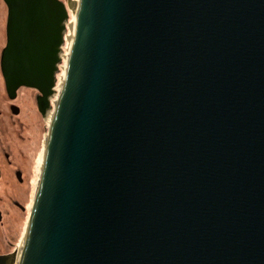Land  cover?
<instances>
[{
  "label": "water",
  "instance_id": "1",
  "mask_svg": "<svg viewBox=\"0 0 264 264\" xmlns=\"http://www.w3.org/2000/svg\"><path fill=\"white\" fill-rule=\"evenodd\" d=\"M2 1L53 111L18 264H264V0H78L55 105L73 2Z\"/></svg>",
  "mask_w": 264,
  "mask_h": 264
},
{
  "label": "flooded vegetation",
  "instance_id": "2",
  "mask_svg": "<svg viewBox=\"0 0 264 264\" xmlns=\"http://www.w3.org/2000/svg\"><path fill=\"white\" fill-rule=\"evenodd\" d=\"M7 22L8 17L5 26V46L0 51V74L6 90L0 92V248H20L23 244L22 240L18 245L21 222L27 216L28 223L36 195L30 176L32 164L29 157H25L23 152L17 150L21 132L18 120L23 115L19 105L22 93L20 91L22 89L33 91L30 93L42 119L45 117L40 111V106L45 102V96L37 90L28 88H21L18 92H7L2 72L3 52L8 44ZM3 100L7 103L5 108L1 104ZM49 115L50 113H47L46 120L49 119ZM47 122L49 124L48 120Z\"/></svg>",
  "mask_w": 264,
  "mask_h": 264
},
{
  "label": "rangeland",
  "instance_id": "3",
  "mask_svg": "<svg viewBox=\"0 0 264 264\" xmlns=\"http://www.w3.org/2000/svg\"><path fill=\"white\" fill-rule=\"evenodd\" d=\"M62 1L65 2L67 5L69 3V0H62ZM71 1L74 3L77 2L78 0H71ZM73 3L69 9V14H70L69 22L72 21L73 19V11H71ZM7 15H8V8L6 4L2 0H0V51L5 46V26H6V19L8 17ZM63 66L64 63L61 65V67ZM60 75L61 73L58 75L57 79L60 77ZM0 92H6L1 74H0ZM20 92L22 93H21L19 105L23 110V115L18 120L19 126H21L20 127L21 132H20V137L18 139L17 150L23 152L25 154V157H29L30 164H32L30 176H31V180L33 181L34 192L36 193V186L42 168L44 151H45L46 142L48 138V131L51 123L50 120L47 119L49 121L48 124L47 120L42 119L41 116L38 114L37 108L33 102L30 93L33 91L22 89ZM55 101H56V97L52 100L53 105ZM1 104H3L4 108L7 106V103L4 100L2 101ZM3 107L1 106V109H3ZM6 122L7 121H5V123ZM10 130L12 132L11 128ZM30 206H31V202H30ZM26 223H27V216L21 222V230H20L18 245L23 240V236L27 228ZM18 249L19 248H0V255H6V256L13 255L15 254L16 251H18Z\"/></svg>",
  "mask_w": 264,
  "mask_h": 264
},
{
  "label": "bare ground",
  "instance_id": "4",
  "mask_svg": "<svg viewBox=\"0 0 264 264\" xmlns=\"http://www.w3.org/2000/svg\"><path fill=\"white\" fill-rule=\"evenodd\" d=\"M77 9H78V1L77 2H74L73 3V6H72V10L73 11V19L72 21L69 22L68 24V34L65 36V48H64V54L62 56V59H63V63H64V66L61 67L60 66V71H61V75L60 77L58 78V85H57V94L54 96V98L56 97V101H57V98H58V95H59V89L61 87V83H62V80H63V76H64V70H65V67H66V60H67V57H68V49L70 47V44H71V40H72V32H73V29H74V18L76 16V12H77ZM3 59V58H2ZM62 68V69H61ZM56 101L54 102V105L56 103ZM44 105H45V102L42 104V109H44ZM50 113L49 115V120H50V123H51V120H52V117H53V111H50L48 112ZM47 144V142H46ZM46 149V147H45ZM44 154H45V151H44ZM43 161H44V158H43ZM43 165V163H42ZM42 169V168H41ZM41 173V172H40ZM40 176V175H39ZM38 182H39V179H38ZM38 182H37V186H38ZM25 237V236H24ZM23 246H24V239H23V244H22V247H20L18 249V251L15 252V254L11 255L7 261V264H18L19 262V259H20V256H21V252H22V249H23Z\"/></svg>",
  "mask_w": 264,
  "mask_h": 264
}]
</instances>
